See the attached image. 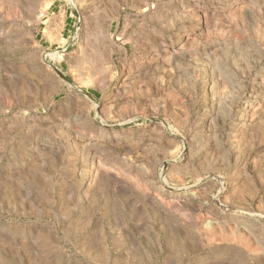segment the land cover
I'll return each instance as SVG.
<instances>
[{
  "label": "rangeland",
  "instance_id": "1",
  "mask_svg": "<svg viewBox=\"0 0 264 264\" xmlns=\"http://www.w3.org/2000/svg\"><path fill=\"white\" fill-rule=\"evenodd\" d=\"M0 264H264V0H0Z\"/></svg>",
  "mask_w": 264,
  "mask_h": 264
},
{
  "label": "bare ground",
  "instance_id": "2",
  "mask_svg": "<svg viewBox=\"0 0 264 264\" xmlns=\"http://www.w3.org/2000/svg\"><path fill=\"white\" fill-rule=\"evenodd\" d=\"M83 61V60H82ZM84 63V61H83ZM82 63V64H83ZM81 65V64H80ZM209 85V84H208ZM210 86V92H211V95L217 93L216 92V88H217V81L216 80H212L211 81V85ZM250 98L248 99L247 103L245 104H242L241 107L239 108V113L240 114H244V113H247L251 107V103H250ZM96 105V104H95ZM97 107V106H96ZM107 128V127H106Z\"/></svg>",
  "mask_w": 264,
  "mask_h": 264
}]
</instances>
